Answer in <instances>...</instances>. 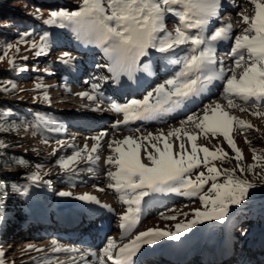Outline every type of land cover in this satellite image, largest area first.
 <instances>
[{
  "label": "snow or ice",
  "instance_id": "obj_1",
  "mask_svg": "<svg viewBox=\"0 0 264 264\" xmlns=\"http://www.w3.org/2000/svg\"><path fill=\"white\" fill-rule=\"evenodd\" d=\"M232 2L235 3V0ZM245 2L253 6V15L245 14L247 9L236 13L242 21V30L235 35L230 22L212 26L214 20H220L223 0H79L75 10L51 11L43 23L59 28L72 27L77 39L102 51L106 62L97 64L96 67L106 69L110 77L97 76L93 80L111 79L118 83L122 76L131 80L137 72L151 74L150 66L142 62V58L148 57L150 51L166 55L169 64L178 66V71L157 83L142 99H130L123 104L111 101L107 110L123 115V120L115 121L114 127L127 125L134 120L160 119L180 109L193 98L200 97L217 81L221 82V96L227 101L228 107H239L242 112L254 108L256 110L252 115L264 117V111H261L264 109V0ZM168 17L175 18L172 31L166 26ZM28 36L29 33H22L16 44L7 45L0 60L8 57L12 49L18 53L21 43L35 49L36 56L47 55L48 34L41 35L39 41L29 40ZM229 40L232 41V46L227 55L232 57V62L226 66L223 60L217 59L216 53L219 45ZM59 59L70 64L74 57L70 53H64ZM15 63L14 58L8 59L9 65L14 66ZM10 87L15 89L16 85L11 83ZM36 87L45 86L37 84ZM90 87L92 93L80 92L77 95L97 102L96 108L92 110L101 111L100 105L104 103L103 93L99 91L101 84L93 82ZM0 90L8 92L9 86L0 85ZM43 98L49 101L46 91ZM240 104L246 107H240ZM186 124L193 125L198 131L189 132L184 127ZM234 126H239L241 132L254 128L251 123L230 114L219 102H212L204 105L202 114L187 115L181 121V127L166 134L161 131L157 135L148 133L143 137L125 136L122 140L109 141L107 147L112 154L104 163L115 168V171L106 173L112 181L108 187L114 189L119 194L120 202L126 205L119 217L124 234H129L140 223L145 198L156 193L198 197L202 207L193 209L192 219L175 224L174 230L149 228L138 231L132 239L120 246L115 239L109 238L99 254L94 251L81 254L84 264H89L85 259L89 255L98 264H134L133 258L143 245H155L165 238L179 241L183 235L205 221H225L230 207L241 205L248 198L250 189L256 186L242 178L243 174L254 173L257 167L264 170V153H258L256 149H252L253 163L246 167L241 163L243 153L231 136ZM8 130L0 125V132ZM135 131L139 132L140 129ZM200 134L205 137L210 135L213 139L217 135L222 136L235 153L236 167L221 170L211 163L215 160L223 161L228 153L220 148L210 150L207 146L198 145L196 141ZM104 135L106 133L102 132L99 136L92 137L96 142L90 149L85 144L70 156L59 159V167L67 171L81 160L89 163L99 161L100 156L93 154L97 153ZM171 137L179 142L175 152L173 143L169 142ZM182 137L190 142V151ZM245 142L251 143L247 137ZM44 143L47 144L48 141L45 140ZM57 144L63 146V141H57ZM7 147V144L0 141V148ZM142 149L143 159L148 163L142 160ZM201 165L205 167L207 174L201 171L192 179V171ZM237 171L242 175L238 176ZM220 177H223L222 182ZM27 179L33 185H39L42 181L39 171L31 173ZM260 179L264 181V171L260 173ZM209 181L210 187L205 192V185ZM43 183L50 182L44 180ZM5 187L0 182V193L3 195H7ZM11 187L15 192L27 194L26 186L14 184ZM98 190L104 191L103 188ZM57 195L71 197L73 194L60 191ZM75 198L97 205L101 203L97 197L88 193ZM2 205L3 198L0 196V220L3 219ZM102 207L114 211L110 205ZM183 215L187 217L189 213ZM164 218L177 219L175 215ZM52 243L53 252L78 251L74 248H62L57 241ZM31 247L30 245L29 248ZM3 256L4 253L0 251V257ZM0 264H4L3 259H0Z\"/></svg>",
  "mask_w": 264,
  "mask_h": 264
},
{
  "label": "rangeland",
  "instance_id": "obj_2",
  "mask_svg": "<svg viewBox=\"0 0 264 264\" xmlns=\"http://www.w3.org/2000/svg\"><path fill=\"white\" fill-rule=\"evenodd\" d=\"M40 2L42 3V9L44 8L48 11L39 15V20L36 17V19H32V22H34L36 28L33 32V35L32 33H29L27 39L39 41L40 36L44 33H47L49 41V47L46 50L47 55L36 56L35 49H31L29 45L21 43L19 45L20 51L18 53L15 51V49H12L9 51L8 57L0 60V70L4 69L12 75L15 74V77L19 83L17 89L15 90L16 95L15 92L14 95L13 93L3 95L0 98V105L2 102H5L10 108L17 110L24 115L23 129L15 140L16 146L11 147L10 150H13V154L16 156H20V159H22L21 161L26 162L24 167L10 166L5 170L0 171V182L6 186L5 191L7 192V195L0 193V196L3 198V219L0 220V251L4 253V256L0 257V259L4 260V264H45L44 262H49L54 258L67 257L66 255L59 254V252L57 254H52L49 252L52 251L54 247L52 243L53 241H57L58 245L62 248H74L77 250H82L85 248L81 247V245L72 244L74 243L72 241L69 242L68 238L65 236V233L63 234L64 237H61L60 235L54 236L53 233L58 232L56 228L55 231H53V228V230L50 232H47L49 230L48 228H37L36 224L34 223V215L37 216L39 221L46 223L47 214L48 219L50 221L52 220V216L49 215V211H53L56 216H58V212L61 213L60 215L62 218L68 217V219L61 220L63 222L59 221L58 226H69L73 220H77L76 218L69 219L71 216H73V213H77L79 211L88 213L86 212L87 209L85 208L90 207L91 209L97 207L102 210H107V208L102 207V205H110L111 208L114 209V211H111L113 216L111 218H106L105 215L102 216L98 220L97 226L106 220L109 221L112 219V223L110 222V225L108 226L110 230H112L113 227H115L116 230L108 232L105 242H103L99 248H95L97 251L106 245L109 238L115 239L117 241V245L120 246L122 243L132 239V237L136 234L135 232L133 236H129L128 239H121L123 233H120L121 228L119 217L125 211L126 205H123L120 202L119 194L116 193L114 189L108 187L109 183H112V181L109 179L106 173L108 171H115L113 166H105L106 169L100 171V169L92 168V163L81 160L79 163H77L80 164L78 167H76L77 164H73L67 171H64L57 163V161L62 157L70 156L73 151L83 148L85 144L89 146V149L91 148V145L94 143L92 137L100 133H97L89 128L83 129L81 125L86 123L91 125L90 122H100V117H98L100 115L98 114L105 113V108L103 107H101V111H89L96 108L97 102H91L87 98H77L66 92L67 89H69V87L67 88L69 83H64L65 79L67 78L66 76H72V74L77 69V66L78 68L84 67L86 65V61L91 59L93 64L92 68L88 69V72L78 80L81 85H84V91L90 92V86L88 88L85 87L86 81L88 82V76L95 74V67L97 64H103L106 61L102 51L99 48L92 44H85L82 40L77 39L76 33L73 31L72 27H66L62 28V30H59L58 27L45 25L43 23V20L48 18L51 11L58 10L60 8L75 10L78 7L79 0H40ZM16 4L21 3H18L17 1ZM239 11L242 10H238L237 12ZM248 15L251 16L250 14ZM236 20L237 23H242L241 19L237 15ZM174 24L175 18L168 17L166 20V26L169 31L173 30ZM0 29L2 28L0 27ZM19 38H17L16 41L12 42L11 44H16ZM6 48L7 47H1V55L6 50ZM64 53H70L71 56L74 57V60L70 64H65L60 61L59 58ZM150 53L151 55H156V59L154 62L152 60V62L156 65L158 70H161L162 68L169 69L170 67L175 66L168 63V57L166 55L157 53L155 51H150ZM24 57H27V59H24ZM9 58H14L16 62L15 64H21L24 66L14 67L13 65H9ZM146 64L148 63L146 62ZM21 69L26 70L22 71ZM158 70L155 71L156 74L160 72ZM37 84L43 85L45 87L37 88ZM72 86L74 87V85ZM45 91L47 92L49 101H45L43 98ZM261 111H264V109H261ZM40 115L50 117L58 124L51 126L48 122L49 120L41 117ZM93 115L94 117L96 115L97 120H89L91 117H93ZM250 120L254 121V123L264 126V117H258L256 120ZM66 123L67 125H71L72 123V125H75L80 131H83L82 137L77 138L76 135L79 132L77 133V130L72 127L68 129L69 131L65 137H61V126L65 125ZM259 125L256 126V129L260 127ZM254 129L255 127L253 129H248L241 132L237 126H234L231 132V136L233 137L236 146L243 153V160L241 163L244 166L248 162L253 161L252 149H256L258 153H264V134L260 132L259 129L253 133V136L250 132ZM107 130L105 129V131ZM113 133L118 134L119 131H114ZM108 134L104 135V137H106ZM200 136H202V138L200 140L197 139L196 141L198 145L207 146L210 150H216L217 148H220L224 152L228 153V156L223 161L215 160L211 161V163L215 164V166L221 170L232 169L236 167V160L234 159L235 153L232 151L222 136L217 135L215 139L211 138V136L205 137L203 134H200ZM245 137H247L251 143H246ZM45 140L48 141L47 144L44 143ZM57 141H63V146L58 145ZM201 142L202 144H199ZM172 143L173 151L175 152L177 151V148L174 142ZM141 151L143 152V150ZM93 155L100 156V160L95 162V165L101 161L102 154L94 153ZM109 155H107V157ZM202 155L203 154L201 153L200 156L202 157ZM143 162L148 163L146 159H143ZM37 166H39V168ZM37 171H39L42 181L39 185H33L27 179V177L31 173ZM92 171L93 173H90ZM201 171L206 173V169L203 165L192 171V179H195L196 174ZM237 175L240 176L242 174L237 171ZM244 175L242 178L248 179L250 182H252L253 178ZM102 177H106V180H101ZM44 180H47L50 183L44 184ZM220 181H223V177H220ZM13 182L17 183V185L21 187L26 186L27 194H21L19 192L13 191L10 185ZM210 184L211 181H209L208 185H205V192H207ZM253 184L256 185L257 183L254 182ZM100 188H103L104 191H99L98 189ZM60 191L71 192L73 195L71 197H60L57 195V193ZM261 191L262 187L256 185L254 188L250 189L249 194L260 193ZM85 193L97 197L101 202L100 205L92 202L81 201L75 198ZM160 194L161 193H157V195H159V199H161ZM170 194L179 197L176 199L172 198V202L163 203V206L160 205L156 208H153L152 205L149 206L151 212L144 219L137 232L146 231L149 228L174 230L175 224L192 219L191 214L193 209L202 207L198 197L181 196L175 193ZM152 196L146 197L145 201L148 200V203L154 204L155 200H153L154 198ZM159 203L160 201L157 202V204ZM246 203L247 201H243L241 205L231 206L229 215L226 217L225 221H205L204 223L195 226L190 232L183 235L179 241L168 240L166 238L160 240L159 242L162 243V246L160 247L167 248L169 247V245H165L167 243L172 245L182 244L184 241H186L185 245L187 244L186 246H188L190 243H194L197 240L203 241L205 239H213L222 229L231 226L233 228L231 233L234 234L233 237H236L234 238L236 241H234V244L232 245L233 248H238V245H240L238 249L245 251L249 242L256 239V237L264 231L263 230L258 235L253 234L254 237L251 236V230H255L257 225L260 224V221L257 220L258 217H255L254 211H252L250 208L247 209L244 206ZM65 207L70 208L67 210ZM147 207L148 206L145 208ZM21 208L24 211H28L33 221L27 222L26 227L21 233H15L14 230L10 229L9 222L11 221L16 225L19 224V215L16 219H10L7 223L5 220L10 210L12 214V212L17 213L18 209ZM183 213H189V215L185 217ZM172 215H175L177 219L168 220L164 218L166 216ZM38 230H41V232ZM30 245L32 246L31 248H29ZM37 249H40L41 251H37ZM95 249L93 250L95 251ZM180 250L181 249H178V251ZM246 255V251L243 253H237L232 259H235L236 257L244 261ZM70 261L73 262V260ZM81 264H84V262H81Z\"/></svg>",
  "mask_w": 264,
  "mask_h": 264
},
{
  "label": "bare ground",
  "instance_id": "obj_3",
  "mask_svg": "<svg viewBox=\"0 0 264 264\" xmlns=\"http://www.w3.org/2000/svg\"><path fill=\"white\" fill-rule=\"evenodd\" d=\"M235 1L236 2L234 3V5L236 6V9L234 10V12H232L233 13V19L231 21V23L234 24V28H235L233 31L234 35L238 34V32L242 28V23H239V22L237 23V20H236L237 11L238 10L243 11L244 9H247L245 14H247V15L253 14V6L250 3H246L245 0H235ZM223 2H225V4H226L225 6H227V4L233 3L232 0H223ZM229 11H231V10H229ZM229 11L227 13H229ZM224 14H225V11L223 13H221L220 18H222ZM219 23H221V22H216L213 26H217V25H219ZM237 25H239V26H237ZM231 46H232V41L228 47L224 46V47L220 48L219 50H217L216 54L225 53L228 49L231 48ZM224 48H227V50H225ZM155 57H156V55H151V53H150L148 57L142 58L143 63L146 64V62H147L149 64L150 69H151V74H154L153 71H156L153 69V67H155V69H156V65L153 63L154 60L156 59ZM152 60H153V62H152ZM88 62H90V63H88ZM103 62H105V61H103ZM231 62H232V59H227L224 62V64L226 66H228L231 64ZM92 66H93V64H92L91 59L90 60L88 59V61H86V65L84 67L78 68V66H77V69L72 74V76H69V77L66 76L67 78L65 79L64 83H69V86H67V88L69 87V89H67L66 92H68L70 95L75 96L77 98L80 97L77 95V93L86 92L83 89L84 85H81L78 82V80H79V78H82V76H84L88 72V69L92 68ZM93 70H94V68H93ZM177 70H179L178 66L170 67L168 69V72L166 75L159 74L156 76V74H155V77H152L149 73H146V72H137L133 79L130 80L127 77L122 76L118 83L114 82L111 79H108L107 81H100V80H93V76L89 77L90 79L88 80V83L85 85V87L88 88L91 85V83H93V82H97V83L101 84L99 91L103 93L104 103L100 105V108L101 107L105 108V113H99L98 114V115H100V116H98V117H100L99 118L100 122H94V123L90 122L91 125H88L86 123V124L81 125V127L83 129H86V128L92 129L93 131L100 133V134L102 132L108 134V132H109V134L106 137L103 136L102 139L100 140V147L98 148L97 154H102L101 161L95 165H94V163H92L93 164L92 168L100 169V171H103L104 169H106L105 166L110 167V165H107L104 163L105 159L107 158V155L111 154L108 147H107L109 141L114 140V139L115 140H122L125 136H132L134 138L143 137V136H147L148 133H153L154 135H157L161 131H163L166 134L168 131H170L174 128L181 127V121L185 120L187 115L192 114V113L202 114V109H203L204 105L210 104L212 102H219L220 104H222L224 106L225 110L228 111L230 114L236 116L239 119H242L244 121L251 123L255 127V129L250 132V133H252L251 135H253V133L257 130L256 126L259 125L258 123H254V121L250 120V119H254V120L258 119L257 116H254L251 114L256 109L248 108L247 111L242 112L239 110V107H234V108L228 107L227 101L224 100L221 96L222 85H221V82H219V81H217L216 85L213 87L214 94L209 99H207L206 102H202V104H200V105H194L193 106L192 105L193 99H192V100L186 102L185 105L183 107H181L180 109H177L175 112L167 114L160 119L148 120V121L134 120V121H130L127 125L120 124L119 126L114 127L115 121H117V120L122 121L123 120V115L115 113L114 111H111V110H107L109 103L111 101H115L117 103L123 104L129 100L128 99L127 101H125V99L128 96L129 97H137L138 96L137 99H142L143 96L148 92V90L152 89L157 83H160L164 79L168 78L170 75H172ZM94 76H96V77L97 76H109L110 77V74H108L106 69L95 67ZM70 85H71V87H70ZM72 85H74V87ZM75 86H76V88H75ZM148 87H150V88H148ZM89 88H91V87H89ZM123 91L125 93L123 95H121L120 93ZM88 93H92V89ZM237 103L239 104L240 102L237 101ZM67 104H68V102H67ZM240 107H246V106L243 104H240ZM89 111L93 112V110H89ZM245 116L247 117V119ZM74 118H76V117H74ZM95 118H96V115H95V117L93 115V117H91V119H89V120L95 121V120H97V118L96 119ZM48 122L51 126L58 124L54 120H49ZM259 126L260 127L258 128V130L260 129L259 131L264 134V126H261V125H259ZM70 127L76 129L77 133L79 132L76 135L77 138L82 137L83 131H80L75 125H72V123H71V125H67V123H66L65 125L61 126L60 136L65 137L67 135V132L69 131L68 129H70ZM184 127L189 132H197L198 131L191 124H186V125H184ZM237 127L239 128V126H237ZM137 128L140 129L139 132L135 131V129H137ZM105 129L106 130L108 129L107 130L108 132L105 131ZM114 131H119V133L118 134L113 133ZM100 134H96L93 137L99 136ZM201 138H202V136L199 135L198 140H200ZM182 139L186 145V148L190 151L191 150L190 142L187 141L186 137H182ZM95 142L96 141H94V143ZM169 142H174L176 148H177V144L179 143L178 141H175L174 137L169 138ZM153 143H155V141H153ZM199 144H202V142ZM141 157L143 160V152L142 151H141ZM79 165L80 164H77L76 167H78ZM90 173H93V171ZM101 180L105 181L106 177H104V178L102 177ZM158 196L159 195H157V193L152 196L154 198L153 200H155L154 204L148 203L147 202L148 200L144 202V204L142 205V216L145 213H146V216H148L150 214L151 209H149V206L152 205L153 208H156V207H159L160 205H162L163 203L172 202V200H173L172 198L176 199L177 197H179V196H174L170 193H161L160 194L161 199H159ZM158 201H160L159 204H157ZM144 206L145 207L148 206V207L145 208ZM65 208L67 210H69L70 207H65ZM85 209H87L86 212H88V213H84L83 211L73 213V216H71L69 219H75L76 218L77 220H73L69 226H67V225L66 226L65 225L57 226L59 228V230H58V232H54L53 234H54V236L60 235L62 237L63 236L62 233H64V232H62L60 230L67 229V228H74V227L78 226L79 225V222H78L79 219H81L82 215L86 214L87 216H90V215L94 216V218L92 219V223H91L90 227H88V228L91 229L90 230L91 233L97 234V236H98L97 239H99V240L97 242H94V243H81V242H78L79 238L81 237V234L75 233L76 235H74V236L72 235L73 237L65 234V236L68 238L69 242L72 241V242H74L72 244L81 245V247H83V248L85 247V248L84 249L81 248L82 250H78L76 252H63V251H61V252H59V254L66 255L67 257H65V258L64 257L63 258L62 257L54 258L53 260H51L49 262H44L45 264H60V262H63V264H73V262H71L70 260L75 261V264H79V263L81 264V262H83L81 260V254L82 253L93 252L94 251L93 249L99 248L103 244V242H105L106 237H107L106 232L104 231L105 229L108 230L107 232H112V231L116 230L115 227H113V229L110 230V228L108 226V225H110V222L112 223V219L109 221L106 220L105 222H103L99 226V228L96 227L97 220H99L102 216L105 215V217H108V218L113 216L111 211H109L108 209L102 210V209L97 208V207L94 209H91V207L85 208ZM88 209H90V210H88ZM67 210H65V211H67ZM102 211H104L105 213ZM60 214L61 213L58 214L60 222H63V221H61L63 219H68V217L62 218V216ZM44 224H48L47 221ZM139 228H140L139 226H136V228L133 229L127 235L124 234L123 230L121 229L120 233L121 232L123 233L121 236V239H122V237H123V240L128 239L129 236L132 237L133 234L135 232H137V230ZM52 230H53V228L49 229L47 232H50ZM98 230L100 232H98ZM232 231H233V228L231 226H228L227 228L222 229L218 234H216V237L213 239H205L203 241L197 240L194 243L192 242L193 244L190 243L188 246H186L187 244L185 245L186 241H184V243H182V244H173V245L167 243L165 245H169V247H167L165 249H171V248L174 249L175 248L173 256H178V257H176L177 259L180 258L179 256H183V258H185V256H186L185 253L189 250L196 251V254L194 256L199 257V259L201 260L200 264H224L228 260L231 261L230 264H241V260H239L238 258L235 257V259H232L234 257V255H236L237 253H243L246 251L247 252L246 257L248 258L249 253H250V251H252L253 247H255L254 250L258 251V249H260V250L264 251V234H262V235L260 234L261 236L259 235L255 242H251L250 245L247 246L246 250L242 251V250L238 249L240 247V245H238V248H233L232 245L234 244V241H236V239H234L236 237H233L234 234L231 233ZM235 232H237V231H235ZM102 234H103V237L101 236ZM51 236H53V235H51ZM127 242H125V243H127ZM188 242H190V241H188ZM157 245L160 247V246H162V243L158 242L156 245H152V246L151 245H143L141 247L140 251L133 258L134 264H143L142 261H140V257L143 255H148L150 252H154L156 250V248H153V247H156ZM87 247H90L92 249L87 248ZM256 247H258V248H256ZM160 248H163V247H160ZM178 249H181V250L178 251ZM185 249H187V250H185ZM184 251H186V252H184ZM262 251H260V252L262 253ZM49 252L52 254L58 253V252H53V251H49ZM94 252H97V254H99V251H97L96 249ZM76 254H78V255H76ZM85 259L87 261L89 260L88 261L89 264H98V261L95 258L91 257L90 255L86 256ZM69 262H71V263H69ZM244 262H245V264H247L249 261H248V259H246V260H244ZM109 264H110V262H109ZM193 264H195V263L193 262Z\"/></svg>",
  "mask_w": 264,
  "mask_h": 264
},
{
  "label": "trees",
  "instance_id": "obj_4",
  "mask_svg": "<svg viewBox=\"0 0 264 264\" xmlns=\"http://www.w3.org/2000/svg\"><path fill=\"white\" fill-rule=\"evenodd\" d=\"M17 1L21 4H16ZM37 10H39V12H37ZM47 11V9H42V3L40 0H0V27L2 28L0 29V49L1 47L5 48L7 45L15 42L22 33L27 32L32 33L33 35L36 25L34 22H32V19L37 18L39 20V15ZM59 30H62V28H59ZM21 66L24 65H14V67ZM11 83L16 85L15 89H11ZM0 85L9 86L8 92L0 90L1 98L3 95L10 93H13L14 95L19 83L15 77V74L12 75L6 70L2 69L0 70ZM23 123L24 115L21 112L10 108L7 103L2 102L0 105V125H3L9 130L0 132V141H3L8 145L7 148H0V171H3L10 166L24 167L26 165V162L23 164L19 163L22 160L20 159V156H16L13 154V150H10L11 147L16 146L15 140L23 129ZM251 163H253V161L248 162L245 167ZM262 171L264 170L257 167L254 170V173H245L246 176L253 178V183L255 182L257 183V186L259 185L262 187V191L260 193L249 194L248 198L245 200L247 203L244 205L247 209L250 208L252 211H254L255 217H258L257 220L260 221V224L257 225L254 231L260 229L261 226L264 227V181L260 179V173ZM14 184L17 185L15 182L11 183L10 185L12 186Z\"/></svg>",
  "mask_w": 264,
  "mask_h": 264
}]
</instances>
